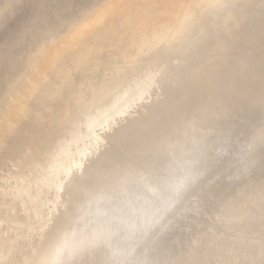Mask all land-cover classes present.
I'll use <instances>...</instances> for the list:
<instances>
[{
  "label": "rangeland",
  "instance_id": "1",
  "mask_svg": "<svg viewBox=\"0 0 264 264\" xmlns=\"http://www.w3.org/2000/svg\"><path fill=\"white\" fill-rule=\"evenodd\" d=\"M0 1H1L0 7H2L0 8V10H4L2 12V14H4L3 15L4 17L3 16L0 17L1 18L0 19V34L4 36L2 39L0 35V48L2 49V50L0 49L1 51L0 52V67H1L0 72L2 73V74L0 73V79H2L1 77H3L2 75L4 73V75L6 74L5 78L7 80L14 74V71L16 69L15 67H17V64L19 61L39 55L40 53L43 52L45 48H50L54 44L58 43L62 37H66L67 35L72 34V32L75 29H77L87 18H89L91 14L95 13L97 10H99V8H102L110 0H92L89 3L88 7H86V9L82 11L79 10L69 16L66 15V17H64L65 19L58 17L56 14L59 8L61 9L62 7L65 6V3L63 4L65 0H36V1L34 0H29V1L28 0H9V1L0 0ZM8 14L10 17H8ZM114 24H110V26H114ZM116 27H118V25H116ZM5 30L6 31L9 30L7 34ZM9 32H12V33L10 34ZM36 32L38 33L36 34ZM31 37H33V41L28 40V38L32 39ZM22 43L24 44V46L22 45ZM27 45L29 48H31L30 50L28 48L26 49ZM5 48H8V49H5ZM15 51L18 53H16ZM10 52H11L12 59H10ZM12 52H13V55H12ZM6 53H9V55ZM23 53H26V54L28 53V54L25 55ZM13 58H16V59L13 60ZM1 59L2 60L5 59V61L4 60L2 61ZM173 64L175 66L184 65L182 62H179L177 60H175ZM145 65L146 66L141 67L142 68L141 71L137 73V75H135L133 79L128 80L125 83L124 87L122 88L123 90L114 99V101H112L109 104L110 106H108L107 108H103L99 111H96L93 114H90V116L84 117L86 121H84L78 126L76 134L73 137L68 138L66 140L65 145L63 144L60 146V149L58 150V154L56 156V160L51 165H49L48 170L46 171V174L47 173L49 174L48 176H46L44 172H40V175L39 173H37L32 176V178L30 179L31 185H32L30 193L38 194L41 197L40 199H42L43 197L44 200H42L43 204L37 215H34V212L31 210L30 217L33 220L31 229L21 230V231L18 230L19 228H21V226L25 224L26 219H27V216H26L27 210H25L27 207L24 203L25 200L27 201V194L25 192L21 195L19 194L20 193L19 187L23 183V181H21L19 178H17V175H15V171H17L18 169L16 170L15 166L13 167V164L11 163L8 165V168H4V169L0 168V221H2L0 222V224L4 222L3 227H2L3 224L0 225V228L2 227L0 229V234H1L0 240H2L1 237L3 238V235L6 234L5 236L9 235L7 236L9 238H5L4 236L3 240L9 241L14 244V245H11L10 249L8 248V249H3L2 251H0V264H13L14 262L13 258L20 256L23 251L33 249L36 246H39L41 244H43L44 246L45 242L49 240V236H51V243H49L48 245L50 249L48 252L47 264H99V263L100 264H110L113 261L114 263L112 264H116V262L117 264H121V263L141 264L139 263L141 261L137 257L138 254H135V252L139 248V241H137L138 242L137 243L136 239L140 240L138 239V237L140 235L142 236L144 232L143 229H144V225L146 224L145 221H147L149 218L155 217L156 215H158V213H160V211L163 210L166 204L165 200L167 198L177 196L179 188L183 182L188 183L193 177H196L197 175L201 173L203 168L198 165H193V162L195 161V158L198 157L199 153L202 150L206 149L208 152L209 151L213 152L216 150L212 143L215 142L214 141L215 138H213L214 135L217 136L218 138L220 137V135H222L219 129L209 130V128H202L199 124L192 125V127H190L189 130L184 132V135L182 136L180 140H178L177 142L165 148V150L163 151V160L160 165L152 167V166L146 165L145 163H142V164H139L140 166L137 168H133V167L127 168V165L124 166V168H120L119 169L120 171H117L116 173L111 174V176L109 175V177L103 180L101 184L99 183V186H97L98 188H96L95 191L93 192H90L91 190L88 191L89 193L88 196L83 197L81 202L77 205L75 214L68 226L65 224H60V220L62 219L66 210L69 209V205H70V198L67 193V187H69L72 184V180L74 176L79 177L82 175L83 170L88 164L89 160L92 159L97 153H99L106 146V144L109 141L108 135L111 132V130L116 126V124H118L120 121L124 120L125 118L131 116L132 113L137 112L139 110H143L145 106L158 100L159 97L161 96L162 90L165 87L166 83L177 84V82L180 79L179 78L180 73L167 75L166 71H167L168 65L166 62H159L153 65L152 64L151 65L145 64ZM3 67H6V68L3 69ZM24 67H25L24 69H26V64ZM2 83H4V79L0 80V86ZM3 90L4 89L0 87V97H2ZM9 96L11 97V95ZM0 102H1V98H0ZM10 103L14 104L15 102L13 100ZM1 106L2 105L0 103V112L1 111L3 112L4 110H6L7 106L5 107L3 106L1 107ZM187 169H190L188 171L187 178L183 179L182 175L185 173L184 171H186ZM55 172L56 174H54ZM145 173L148 175H146ZM125 181L126 183H124ZM239 188H241L242 190ZM239 188L236 190L233 196H231L228 199L227 202L225 201L224 203L223 202L221 203V206L223 205V207L221 206L218 207V210H216L218 213L216 211L213 213L216 217L212 214L213 216L209 220L210 227L208 226L206 229H203L204 231L199 230L196 236L192 235V238H191L192 241L190 240L191 243L189 241L187 245L188 249L187 248L183 249L180 252L181 254L178 253L174 255V259L173 257H170L171 260L169 258L168 262L165 264H168V263L177 264V262L178 264H187V261H188V264H191L193 259L195 261L193 260L192 264H196V263L202 264L203 262H206V264L208 263L214 264V262L215 264H218V263L221 264V262L223 261H224V264H235L238 261L239 262L237 264H257V263L264 264V255H263L264 254L263 253L264 252L263 250L264 249V241H263L264 238H262V235L264 237V230H262L264 229L263 228L264 227V197H263L264 195V175L259 176V177H254L253 179L251 178L247 180ZM121 190H123L124 192ZM237 194H238V197H237ZM242 197L244 200L242 199ZM241 200H243V202ZM250 201H252V203ZM146 202L148 204H146ZM161 202H163V204H161ZM230 202L232 203L234 202V204ZM7 203L8 204L13 203L14 208H10L7 205ZM248 205H250V207ZM226 206L228 210H226L227 209ZM254 207L256 209H254ZM133 208H135V210ZM235 209H236V212H235L236 214L234 213ZM230 211H232L233 214ZM244 212L247 214V216ZM119 214H120V218H118ZM144 214L146 217L144 216ZM21 215L23 216V218H21ZM147 215H148V218H147ZM241 215L242 217H239ZM17 216H20V218L18 217V219L16 220ZM249 216L250 218H248ZM123 217L124 219H122ZM125 218L128 219V223L127 221H125L126 220ZM144 218H147V220ZM117 219L118 220L120 219V221H117ZM227 219L230 221H228ZM231 221H233V223ZM221 222L224 224L222 225ZM226 222L229 223L228 227H227ZM234 222L237 225V226L235 225V227L233 226L235 224ZM133 223H135V226ZM242 223H244L245 225ZM108 224L109 226H107ZM138 224L140 227L138 226ZM125 225L126 226L129 225L130 228L129 226L128 228L125 227ZM213 225L214 227H211ZM9 226H10V230H9ZM230 226H233V227L230 228ZM14 227L16 229H14ZM251 228L253 230H251ZM259 228L260 229L262 228V229L260 230ZM126 229L127 230L129 229V230L127 231ZM138 229L140 230L142 229V230L140 231ZM233 229H237L236 233H235V230ZM239 229H241L242 232H240ZM208 230L211 232H209ZM247 230L250 231V233ZM7 231L8 233H6ZM10 231H12V233ZM119 231L121 232L120 234H119ZM237 231L240 233V235ZM254 231L256 232L258 231V233ZM4 232L5 234H3ZM221 233L225 236H222ZM105 234H107V237ZM199 234L201 237L199 236ZM205 234H207L208 236ZM218 234L221 239L218 237ZM233 234L237 237H234ZM125 236L131 239H127ZM141 236L139 238H141ZM204 236H205V239H204ZM212 236L214 237V239ZM251 236L252 237L255 236V237L251 238L250 240V238L248 237H251ZM133 237H136V238L134 239ZM206 237H210V238H206ZM239 238H242V240ZM203 239H204V242H203ZM121 240L123 243H121ZM126 240H129V241H126ZM220 240H222L221 243H220ZM130 241H133V242H130ZM211 241L214 242V244L219 243L218 244L219 248H217L218 246L215 245L213 246L215 248L214 249L212 247ZM245 241L248 244L247 243L245 244ZM253 241H254V244H253ZM113 243L115 246L113 245ZM120 243L122 244V246L120 245ZM126 243L131 245V247L129 245H126ZM261 243H263V245ZM111 244L112 246H110ZM191 244L193 245L191 246ZM231 244L235 246H232ZM203 246L205 247L203 248ZM229 246H230V249L234 248L235 250L228 249ZM129 247L130 249H128ZM133 247H135V249ZM206 247H209L210 249ZM242 247H243V250H242ZM244 249L245 250L247 249V250L245 251ZM129 250L131 253L127 252ZM133 250L134 251L136 250V251L134 252ZM189 250L191 253L189 252ZM227 250L229 251V253ZM205 251H208V252H205ZM215 252L218 254V256H219V253L221 252L219 256L221 259L217 256ZM246 252H248L249 254ZM255 252H256V255H255ZM192 253L194 257L193 255L191 256L189 255ZM257 253H259V255ZM110 254H112L113 258L112 257L109 258V256H111ZM228 254L231 255L232 260L230 259V255ZM238 254L239 255L243 254V255L240 257ZM204 255L206 258L209 257L210 259H213L211 260L212 262L209 260V258L208 260H204L203 258ZM234 255H236V258H234L235 257ZM131 256L132 257L134 256L133 259H131L132 258ZM222 256L225 259L222 258ZM120 259H122L123 261ZM126 259L129 261H127Z\"/></svg>",
  "mask_w": 264,
  "mask_h": 264
},
{
  "label": "water",
  "instance_id": "2",
  "mask_svg": "<svg viewBox=\"0 0 264 264\" xmlns=\"http://www.w3.org/2000/svg\"><path fill=\"white\" fill-rule=\"evenodd\" d=\"M91 1L65 0L56 14L64 18L86 9ZM228 1L238 9V0ZM227 29L222 2L216 0L206 9V19L174 42L171 59L164 62L167 75L180 73L179 81L166 83L158 100L111 130L106 146L67 187L70 205L60 224L68 226L88 191H95L120 168L160 165L165 148L194 124L219 129L222 135L213 137L215 151L204 149L195 158L193 165L201 166V173L183 182L177 196L167 198L163 210L146 221L135 252L141 263H167L187 248L192 235L209 226L212 213L222 202L247 180L264 175V0L256 3L240 29L230 36V50L223 46ZM173 36L166 35L163 42H171ZM218 45L220 60L213 54ZM210 51L213 53L208 56ZM175 60L184 65L175 66ZM2 76L5 82L4 73ZM90 91L92 98L95 91ZM189 170L184 171L183 179Z\"/></svg>",
  "mask_w": 264,
  "mask_h": 264
},
{
  "label": "bare ground",
  "instance_id": "3",
  "mask_svg": "<svg viewBox=\"0 0 264 264\" xmlns=\"http://www.w3.org/2000/svg\"><path fill=\"white\" fill-rule=\"evenodd\" d=\"M34 1H36V0H34ZM214 1H216V0H110L105 6H103L102 8H99V10H97L95 13L91 14V16L89 18H87L77 29H75L72 32V34L67 35L66 37H62L58 43L54 44L50 48H45L43 50V52L40 53L39 55L30 57L28 59H23V60L18 62L17 67H15L16 69L14 71V74L12 73L13 75L9 79H7L4 83H2L0 86L4 89L2 92V97H0L1 98V102H0L1 105L3 107H5L13 100L15 102L14 104L10 103L7 106L6 110H4L3 112L2 111L0 112V123H1L0 124V139H1L0 140V168H3V169L8 168V165L10 163L13 164V167L15 166V169L16 170L18 169L17 171H15V175H17V178H19L21 181H23V183L19 187V189H20L19 194L21 195L24 192L27 194V201L25 200V202H24L26 207H27L25 209V210H27L26 211L27 212L26 213L27 219H26L25 224L23 226H21V228L18 229L19 231L32 228V221L33 220L30 217L31 210L34 212V215H37L40 208L42 207V204H43L42 200H44L43 197H42V199H40L41 198L40 195L30 193L31 187H32L30 179L32 178V176L34 174H37V173H39V175H40V172H44L46 174V171L48 170L49 165H51L56 160V156L58 154V150L60 149V146L63 144L65 145L66 140L68 138L73 137L76 134L78 126L81 123H83L84 121H86V119H84V117L90 116V114H93L96 111H99L103 108H107L108 106H110L109 104L111 103V101L114 100L123 90L122 88L124 87L125 83L128 80L133 79V77H135V75H137V73H139L141 71V69H142L141 67L146 66L145 64H149V65L152 64L153 65L155 63L164 62V61L171 59L170 54H171V50L173 48L172 45H174V42H177V40L182 38L184 36V34L189 33L193 28H195V26L197 25V23L199 21L206 19V9H208V7ZM218 1L222 2V8L224 10V15H226V19H227V23H228V29L226 30L227 38L224 41L223 46L225 48H227L228 50H230L232 48V41H230V36L232 34H235V32L240 29L242 22H244V20L249 16L251 11L255 7L256 3L259 2L260 0H238V4H239L238 9H234V6H235L234 2H231L228 0H218ZM0 3H1V1H0ZM32 6H33V4H32ZM0 8H2V7H0ZM34 13H35V11H34ZM8 17H10L9 14H8ZM116 22H117V24H116ZM114 23L116 25H118V27H116V25ZM110 24H114V26H110ZM11 26H13V25H11ZM5 27H7V26H5ZM7 29H9V28H7ZM2 31H4V30H2ZM8 31H6V34L8 33ZM9 33L11 34L12 32H9ZM37 33L38 32H36V34ZM168 34H174V36L172 37L171 42L165 43V42H163V40H164L163 38ZM1 37L3 39L4 36L1 35ZM31 38L32 39L28 38V40L33 41V37H31ZM22 45L24 46L23 43H22ZM27 48L29 50L31 49L28 47V45H27L26 49ZM5 49H8V48H5ZM220 49H221V46L219 48V45H218L215 48L214 53H213V51H210L209 53H207V55L211 56L213 53V54H215L217 60H220V55H221ZM16 53H18V52H16ZM6 54L9 55V53H6ZM23 54L27 55L28 53L27 54L23 53ZM12 55H13V52H12ZM10 59H12L11 58V52H10ZM3 60L5 61V59H3ZM11 64H12V62H11ZM25 64H26V69H24ZM14 66H16V65H14ZM4 68H6V67H3V69ZM7 73H9V72H7ZM0 80H3V79H0ZM91 89H92V91H95V93H93L92 98H90L91 95L88 94V92H91L90 91ZM8 94L11 95V97ZM121 173H122V171H121ZM54 174H56V172ZM48 175L49 174L47 173L46 176H48ZM146 175H148V174H146ZM135 179H137V178H135ZM54 180H55V178H54ZM133 180H134V178H133ZM124 183H126V181ZM126 187H127V185H126ZM243 187H245V186H243ZM239 189H241V188H239ZM121 191H123V190H121ZM237 197H238V194H237ZM263 197H264V195H263ZM242 199H243V197H242ZM154 200H155V198H154ZM234 200H235V198H234ZM243 200H241V201L243 202ZM141 201H142V199H141ZM250 202L252 203V201H250ZM230 203H232V202H230ZM237 203H239V202H237ZM146 204H148V203L146 202ZM161 204H163V202H161ZM232 204H234V202ZM7 205L10 208H14L13 203L12 204L7 203ZM248 206L250 207V205H248ZM142 207H143V205H142ZM221 207H223V205ZM23 208H25V207H23ZM154 208H156V207H154ZM226 208H227V206H226ZM133 209L135 210V208H133ZM238 209H239V207H238ZM247 209H248V207H247ZM254 209H256V208L254 207ZM226 210H228V208ZM249 210H251V209H249ZM19 211H21V210H19ZM244 211H246V210H244ZM22 212H20V213H22ZM225 212H227V211H225ZM230 212H232V211H230ZM235 212H236V209H235L234 213ZM102 213H104V212H102ZM149 214H150V212H149ZM232 214H233V212H232ZM114 216H115V214H114ZM137 216H138V214H137ZM144 216H145V214H144ZM246 216H247V214H246ZM18 217L20 218V216H17L16 220L18 219ZM134 217H135V215H134ZM239 217H242V215ZM21 218H23L22 215H21ZM118 218H120V214H119ZM147 218H148V215H147ZM147 218H144V219L147 220ZM248 218H250V216ZM122 219H124V217ZM132 219H134V218H132ZM224 219H226V218H224ZM254 219H255V217H254ZM242 220H243V218H242ZM11 221H13V220H11ZM117 221H120V219L119 220L117 219ZM125 221H127V223H128V219H126ZM219 221H220V219H219ZM228 221H230V220H228ZM0 222H2V221H0ZM231 222L233 223V221H231ZM235 222H237V221H235ZM247 223H249V222H247ZM255 223H253V224H255ZM1 224H3L2 225V227H3L4 222ZM116 224H114V225H116ZM133 224L135 226V223H133ZM223 224L224 223H222V225ZM228 224L229 223H227V227H228ZM242 224H244V223H242ZM242 224H240V225H242ZM235 225H236V223L233 226L235 227ZM107 226H109V224ZM128 226L125 225V227H127V228H128ZM131 226H133V225H131ZM138 226H139V224H138ZM142 226H143V224H142ZM233 226H230V228ZM262 226H263V224H262ZM144 227H145V225H144ZM209 227H210V225H209ZM211 227H214V225ZM129 228H130V226H129ZM236 228H238V227H236ZM252 228H251V230H253ZM14 229H16V228L14 227ZM14 229H12V230H14ZM116 229H118V228H116ZM210 229H212V228H210ZM9 230H10V226H9ZM130 230H132V229H130ZM138 230H140V229H138ZM216 230H218V229H216ZM219 230H221V229H219ZM228 230H229V228H228ZM233 230H235V233H236L237 229H233ZM239 230H240V232H242L241 229H239ZM262 230H264V229H262ZM143 231H144V229H143ZM202 231H204V230H202ZM10 232L12 233V231H10ZM209 232H211V231H209ZM248 232L250 233V231H248ZM254 232H256V231H254ZM6 233H8V231ZM120 233L121 232L119 231V234ZM233 233H234V231H233ZM256 233H258V231ZM3 234H5V232ZM196 234L194 236H196ZM5 235H3V238ZM105 235L107 237V234H105ZM129 235H131V234H129ZM202 235H204V234H202ZM205 235H207V234H205ZM239 235H240V233H239ZM251 235H252V233H251ZM7 236H9V235H7ZM7 236H5V238H9ZM131 236H133V235H131ZM199 236H200V234H199ZM222 236H225V235L222 234ZM233 236L237 237L234 234H233ZM125 237L127 238V236H125ZM139 237H138V239H140ZM214 237H215V235H214ZM214 237H213V239H214ZM218 237H219V234H218ZM254 237L255 236H253V237L251 236L248 238H250V240H251V238H254ZM3 238L1 237L2 240H0V251H2L3 249H8V248L10 249L11 245H14L13 243H11L9 241L3 240ZM133 238L135 239L136 237H133ZM206 238H210V237H206ZM262 238H264L263 235H262ZM123 239H124V237H123ZM127 239H131V238H127ZM204 239H205V236H204ZM204 239H203V242H204ZM239 239L242 240V238H239ZM201 240H202V238H201ZM126 241H129V240H126ZM137 241L140 242V240L136 239V242ZM191 241H190V243H191ZM221 241L222 240H220V243H221ZM130 242H133V241H130ZM121 243H123L122 240H121ZM121 243H120V245L122 246ZM205 243H206V241H205ZM246 243L247 242L245 241V244ZM211 244L213 247L215 245L218 246L219 243L214 244V242H212ZM235 244H236V242H235ZM253 244H254V241H253ZM261 244L263 245V243H261ZM48 245L49 244L47 241V242H45L44 246H43V244H41V245H39L40 247L36 246L33 249L23 251L21 253V255L18 258H16V260L13 264H44L45 259H46V250L49 251V249H50V247ZM113 245H114V243H113ZM126 245H129V244L126 243ZM192 245L193 244H191V246ZM110 246H112V244ZM129 246L131 247V245H129ZM232 246H235V245H232ZM245 246H247V245H245ZM130 247L128 249H130ZM199 247H201V246H199ZM204 247L205 246H203V248ZM220 247H221V245H220ZM248 247H250V246H248ZM252 247H253V245H252ZM133 248L135 249V247H133ZM137 248H138V246H137ZM206 248H209V247H206ZM217 248H219V246ZM228 249H230V246L228 247ZM233 249L231 248L230 250H233ZM239 250H241V249H239ZM242 250H243V247H242ZM208 251H205V252H208ZM217 251H218V249H217ZM248 251H249V249H248ZM127 252H130V250ZM189 252H190V250H189ZM220 253H219V256H220ZM228 253H229V251H228ZM232 253H234V252H232ZM236 253H238V252H236ZM246 253H248V252H246ZM132 254H134V253H132ZM257 254L259 255V253H257ZM110 255L111 256H109V258L112 257V254H110ZM127 255H129V254H127ZM189 255L191 256V255H193V253L189 254ZM197 255H198V253H197ZM228 255H230V254H228ZM242 255L243 254H241L239 256L241 257ZM255 255H256V252H255ZM134 256H136V255H134ZM209 256H210V254H209ZM217 256H218V254H217ZM223 256H222V258L225 257V256L224 257ZM234 256H235L234 258H236V255H234ZM129 257H128V259H129ZM133 257L131 259H133ZM172 257L174 259V256H172ZM193 257H194V255H193ZM122 258H124V257H122ZM203 258H204V260H208L209 257L206 258L204 255ZM254 258H255V256H254ZM261 258H263V257H261ZM230 259H231V255H230ZM116 260H117V258H116ZM120 260H122V259H120ZM170 260H171V258H170ZM193 260H192V262H193ZM209 260L211 261L213 259L209 258ZM127 261H129V260H127ZM177 261H178V259H177ZM210 261H208V262H210ZM234 261H235V259H234ZM118 262H120V261H118ZM192 262H191V264H192ZM246 262H248V261H246ZM112 263H114V261ZM112 263H110V264H112ZM139 263H141V262H139ZM203 263L206 264V262H203ZM216 263H217V261H216ZM222 263L224 264V261L221 262V264ZM237 263H235V264H237ZM116 264H117V262H116ZM121 264H123V263H121ZM141 264H143V263H141ZM177 264H178V262H177ZM187 264H188V261H187ZM208 264H213V263H208ZM214 264H215V262H214Z\"/></svg>",
  "mask_w": 264,
  "mask_h": 264
}]
</instances>
